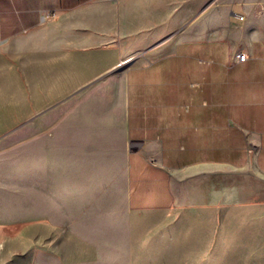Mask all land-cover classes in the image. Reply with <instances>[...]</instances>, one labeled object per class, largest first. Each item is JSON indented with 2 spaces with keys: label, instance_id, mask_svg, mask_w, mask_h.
<instances>
[{
  "label": "crops",
  "instance_id": "obj_1",
  "mask_svg": "<svg viewBox=\"0 0 264 264\" xmlns=\"http://www.w3.org/2000/svg\"><path fill=\"white\" fill-rule=\"evenodd\" d=\"M0 53L25 223L63 205L94 255L264 264V0H0Z\"/></svg>",
  "mask_w": 264,
  "mask_h": 264
},
{
  "label": "rangeland",
  "instance_id": "obj_2",
  "mask_svg": "<svg viewBox=\"0 0 264 264\" xmlns=\"http://www.w3.org/2000/svg\"><path fill=\"white\" fill-rule=\"evenodd\" d=\"M3 59L2 71L4 73L13 75L17 72L16 68L17 70L20 68V64L10 62L7 64L6 60L8 59L5 55ZM8 83L11 84L10 87L7 85L0 87V92L10 93L8 97H0V123L17 114V111L14 112L9 109H18L22 105L21 88L14 87L13 84L15 85L16 81L12 79ZM54 118L55 115L53 114L49 120ZM16 131H18L17 127H0V264H108L106 261L110 259L116 261L113 264H127V258L123 256L94 255L92 240L89 243L86 239H77V234L87 236L86 228H88L85 223H70V215L75 213L77 209L66 208L62 205L58 214L59 218H57L58 216L55 217L56 209L53 206H48L47 217L48 220H53L52 223L47 222L46 225L40 226L38 223L24 222L21 165L23 164L24 152L27 150L24 146L26 139H23L22 132ZM76 139L77 137H75V141ZM63 140L71 142L72 137L67 136ZM114 153L111 152L112 155ZM108 162H106L105 168H108L112 173L118 168L119 162L115 158ZM51 163L53 160L48 159L47 165L49 166ZM71 194H64V204H76L79 201L75 195L74 198L76 199H72ZM117 194L115 193L116 196ZM48 198L46 204L52 205L54 196ZM51 199L52 201H50ZM56 218L59 219V223H55ZM39 227H42L41 230ZM72 230L75 231L74 234L71 232ZM172 259V262L166 264H184L182 256H175Z\"/></svg>",
  "mask_w": 264,
  "mask_h": 264
},
{
  "label": "built area",
  "instance_id": "obj_3",
  "mask_svg": "<svg viewBox=\"0 0 264 264\" xmlns=\"http://www.w3.org/2000/svg\"><path fill=\"white\" fill-rule=\"evenodd\" d=\"M240 19H242V17H240ZM236 58L238 61H245V59L247 58V55L244 53H238L236 55Z\"/></svg>",
  "mask_w": 264,
  "mask_h": 264
}]
</instances>
